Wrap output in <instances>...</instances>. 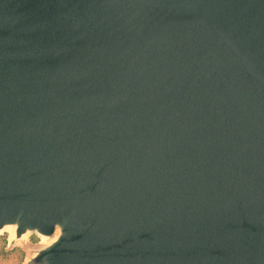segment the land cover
Returning a JSON list of instances; mask_svg holds the SVG:
<instances>
[{
    "label": "water",
    "instance_id": "1",
    "mask_svg": "<svg viewBox=\"0 0 264 264\" xmlns=\"http://www.w3.org/2000/svg\"><path fill=\"white\" fill-rule=\"evenodd\" d=\"M29 264H264V0H0V228Z\"/></svg>",
    "mask_w": 264,
    "mask_h": 264
},
{
    "label": "rangeland",
    "instance_id": "2",
    "mask_svg": "<svg viewBox=\"0 0 264 264\" xmlns=\"http://www.w3.org/2000/svg\"><path fill=\"white\" fill-rule=\"evenodd\" d=\"M2 229H0V264H29L38 250L53 242L44 241V243L39 233L35 231H28L19 238L15 235L11 238L10 233L6 230L1 231Z\"/></svg>",
    "mask_w": 264,
    "mask_h": 264
},
{
    "label": "bare ground",
    "instance_id": "3",
    "mask_svg": "<svg viewBox=\"0 0 264 264\" xmlns=\"http://www.w3.org/2000/svg\"><path fill=\"white\" fill-rule=\"evenodd\" d=\"M2 228H4V229H2ZM2 228H0V229H2L1 231H3V230H6V231H8L9 233H10V236H11V238H14V235L16 236V237H22V236H24L25 234H26V232H28V231H30V230H27L26 232H24L23 234H21L20 236H17V233H16V228H17V225L16 224H6V225H4ZM60 234V230L59 229H57L56 230V232H55V234L54 235H52V236H46V235H44V234H39L40 235V237L43 239V242L44 241H46V242H51V241H54L57 237H58V235ZM10 238V239H11ZM45 243V242H44Z\"/></svg>",
    "mask_w": 264,
    "mask_h": 264
}]
</instances>
